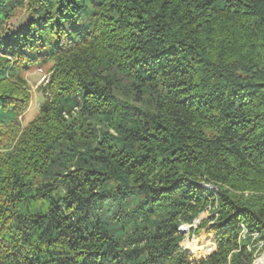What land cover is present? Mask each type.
Masks as SVG:
<instances>
[{
  "label": "trees",
  "instance_id": "trees-1",
  "mask_svg": "<svg viewBox=\"0 0 264 264\" xmlns=\"http://www.w3.org/2000/svg\"><path fill=\"white\" fill-rule=\"evenodd\" d=\"M205 212L197 261L180 228ZM258 242L264 0H0V264H253Z\"/></svg>",
  "mask_w": 264,
  "mask_h": 264
},
{
  "label": "rangeland",
  "instance_id": "rangeland-1",
  "mask_svg": "<svg viewBox=\"0 0 264 264\" xmlns=\"http://www.w3.org/2000/svg\"><path fill=\"white\" fill-rule=\"evenodd\" d=\"M42 69L41 70L43 71V73L40 71V69L37 66L36 67L33 66L29 69L30 71L25 76L26 80L28 82V85H30L33 102L24 115V118L22 121V127H25L27 124H29L30 122L35 120V118L38 117L40 105L45 101L40 88L43 85V79L47 75L48 70H46L45 67H42ZM211 217H212V214L210 212H205V213L200 215V219L198 220V222H194L191 225L185 224V226L180 228V230H182L181 235L184 238V241L181 243V248L184 251H187L186 250V242L187 241H194L195 239L200 240L201 238L206 239L207 242L213 243V245H212L213 251H215L216 244H215L214 235L209 232V229L213 226L212 223H210L206 228H202L199 230L200 223L205 221V220H208ZM185 228L186 229L189 228V229H187L188 231L185 232ZM243 240H244V238H243ZM256 241H257L256 238H253V243ZM200 244L203 245V241H201ZM261 247L264 250V245H261V243L258 242L257 245H254L252 247L249 246V249L250 250L254 249L255 252L258 253L257 251L261 250ZM256 256L258 258L260 256V254H256ZM203 257H205V256L201 255L199 257H196L193 255V258L197 261L201 260V258H203ZM260 258H261V256L258 258V261ZM255 262H257V260ZM259 262H261V261H259ZM260 264H264V261L261 262Z\"/></svg>",
  "mask_w": 264,
  "mask_h": 264
},
{
  "label": "bare ground",
  "instance_id": "bare-ground-1",
  "mask_svg": "<svg viewBox=\"0 0 264 264\" xmlns=\"http://www.w3.org/2000/svg\"><path fill=\"white\" fill-rule=\"evenodd\" d=\"M187 229L185 228V232L188 231ZM201 241H203V245L200 244ZM212 245L213 243L207 242L206 239L203 238H201L200 240L195 239L194 241L186 242V250L187 252L193 254L196 257H199L201 255L208 256L210 253L213 252Z\"/></svg>",
  "mask_w": 264,
  "mask_h": 264
},
{
  "label": "built area",
  "instance_id": "built-area-1",
  "mask_svg": "<svg viewBox=\"0 0 264 264\" xmlns=\"http://www.w3.org/2000/svg\"><path fill=\"white\" fill-rule=\"evenodd\" d=\"M247 235V236H246ZM246 236V237H245ZM247 237H248V234H247V230H244L243 231V235H242V238H244V239H247ZM252 238H256V240H258L257 238H258V234H254L253 236H252ZM255 240V239H254ZM261 243V245H264V243L263 242H260ZM262 250V251H261ZM261 250H258L257 252L258 253H256V254H260V256H261V258L259 259V261H261V262H263L264 261V250H263V248L261 247ZM262 252V253H261ZM259 256V257H260ZM258 257V258H259ZM258 258H257V256L255 255V260H254V263L253 264H260L261 262H259L258 261ZM257 260V262H255ZM259 262V263H258Z\"/></svg>",
  "mask_w": 264,
  "mask_h": 264
},
{
  "label": "water",
  "instance_id": "water-1",
  "mask_svg": "<svg viewBox=\"0 0 264 264\" xmlns=\"http://www.w3.org/2000/svg\"><path fill=\"white\" fill-rule=\"evenodd\" d=\"M195 222H198V220L197 221H195ZM180 231H182V230H180ZM215 244H216V242H215ZM207 257V256H206ZM206 257H203V258H206ZM203 258H201V259H203Z\"/></svg>",
  "mask_w": 264,
  "mask_h": 264
}]
</instances>
